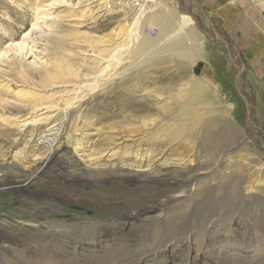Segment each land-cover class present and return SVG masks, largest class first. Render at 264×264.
Returning a JSON list of instances; mask_svg holds the SVG:
<instances>
[{"label": "rangeland", "instance_id": "obj_1", "mask_svg": "<svg viewBox=\"0 0 264 264\" xmlns=\"http://www.w3.org/2000/svg\"><path fill=\"white\" fill-rule=\"evenodd\" d=\"M81 91L95 106L66 132L65 167L34 173L22 192L0 187L4 224L30 223L28 236L63 234L60 246L48 245L53 250L33 264L126 262L60 259L74 249L70 225L88 221L98 229L163 198L154 177L142 189L115 187L131 204L122 210L78 194L60 199L58 179L99 160L143 171L210 164L214 171L175 209L185 214L178 223L187 241L168 264H264V168L250 167L264 161V0H0V179L30 171L49 152L30 127L17 131L30 115L26 101L62 108ZM191 95L199 101L180 128L160 126L159 118L175 115ZM58 126L48 128L46 141L58 140ZM95 143L111 149L95 155ZM172 210L150 208L142 216L153 225ZM88 238L100 244L97 235ZM119 241L101 245L124 248ZM165 241L129 248L162 264L157 250ZM12 256L11 264H30Z\"/></svg>", "mask_w": 264, "mask_h": 264}, {"label": "bare ground", "instance_id": "obj_2", "mask_svg": "<svg viewBox=\"0 0 264 264\" xmlns=\"http://www.w3.org/2000/svg\"><path fill=\"white\" fill-rule=\"evenodd\" d=\"M35 23H32V26H34ZM20 49H23L22 45H20ZM105 61L107 63L109 60H104V62ZM109 64L110 63H108L106 67ZM82 92L84 91L65 99L62 108H53L54 106L52 107L48 104L38 105L34 100L26 101L29 106L30 118L23 119V121L19 123L17 131L21 134L27 127H30L33 132L35 131L34 134H37L38 139L43 138L40 142L44 141L47 143L46 150L49 152L44 160H42L38 166L31 168L30 171L22 173L14 172L15 174L13 173L14 175L12 177H5V181L0 179V187H8L14 192H22L27 188L31 181L29 176H32L34 173L42 172L44 169L47 170L52 165L59 166L60 168L65 167L66 163H68V156L66 149L63 147H66L70 142V137L66 132L68 128L80 118V116L86 114L87 111L92 112L93 106H95V102H90L85 99V94ZM191 96L188 98L189 100L192 98L191 101L188 103L189 100H187L186 103L179 106L177 112L175 111V115L170 113L167 119L164 117L159 118L160 120L158 123L160 126H165L167 128L172 127L174 129L180 128V122L185 121L187 115L191 114L192 105H195V103L199 101V98L194 95ZM32 112H35V115L31 116ZM37 112L39 113L37 114ZM56 125H59L57 127V131L59 132L58 140L55 143H52V140L46 141V135L44 133L47 132L50 126ZM38 139L34 140L33 138L32 141L38 143ZM95 148L97 150L95 155L101 156L103 154L107 155L111 149V147L107 148L103 144L97 143H95ZM261 155L262 154L259 152V156ZM100 161L102 160H99V163L94 164L93 167L84 164L78 165L68 176L60 177L58 182L55 181L57 182L58 189L61 190L63 188L64 191L59 194L60 199L66 201L70 199V197H74L78 194L79 197H85V199H90L92 202L101 205L104 204L113 210H122V207L127 208V206H130L131 204L126 203L123 196L124 194L119 190L116 191L115 187L119 184L121 185L122 183L128 182L132 184L134 183L133 187L142 189L146 187L145 183L152 181V178L154 177L162 186L163 198H160L157 202L147 207L137 206L135 212H122L123 214L120 219L104 222L101 226L99 225L100 227L98 229H95L94 225L88 221L70 225V230L66 238H68L67 240H70L69 242L74 245V249H69L71 251L60 253V259L77 256L80 260L87 259L91 261V259L98 260L110 256L116 258L119 256H125V259L127 258L126 262L122 264H134L135 262L152 264V258L149 253H142L137 256L129 247H135L137 243L146 244L148 240L158 241L166 238L164 244H162L157 251L161 255V259L164 261H162V264H168V261L179 255L178 252L181 250L180 247H183L187 241V236L184 237L181 235L182 232L180 229L182 228V223H178V220H182L185 214L178 210L175 212V209H179L181 203L187 198L186 196H190L192 193V189L194 190L195 187L197 188L198 184L214 171L213 167L209 166L210 164L203 167H200L199 165V167L181 166L167 167L163 169H157L154 167L143 171L130 168L128 162L107 165L105 163H100ZM104 161H106V159ZM263 163L264 161H262V163L261 161H257V163H251L250 167L253 170H259L261 167L264 168ZM86 186H93L94 189L87 192L82 191L81 188ZM150 208L174 209L172 210L174 212H172L170 216L166 214L158 216V222L152 223L153 225H151L148 221L144 220L145 217L143 218L142 216V214H144L143 212ZM145 224L150 226L149 231L145 234H140V231L142 230L141 228L144 227ZM28 225H30V223L27 222L26 224L19 223L17 226L16 224H13L12 226L10 222L4 224L0 221V249L4 250L0 251L1 263H13L12 255H14V257L25 258L30 264H33V261L40 262L44 260L45 251L53 250L54 246L58 247L61 242H63L62 239H59V237L61 238L63 235L61 233L58 234L54 232L56 237L52 236V239L49 237V239H47V237H41L39 234L28 236L24 232L25 227ZM90 233L97 235L100 240L98 243L100 244H91L88 238V235H92ZM139 237H141L140 241H138ZM118 240H121L119 241V244H122L124 248H115L112 250L106 249L102 246L103 242H105L109 244V247H112L111 245L116 244V241ZM48 245L53 247L47 248ZM81 249H86V252H80ZM23 250L27 253L25 256L22 255ZM57 252L59 253V251ZM197 255L198 254H194V257H197Z\"/></svg>", "mask_w": 264, "mask_h": 264}]
</instances>
